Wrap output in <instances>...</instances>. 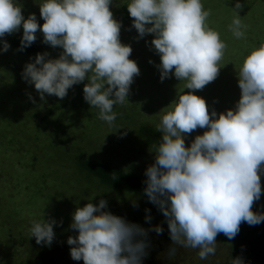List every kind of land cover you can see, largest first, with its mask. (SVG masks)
<instances>
[{"label":"clouds","instance_id":"1","mask_svg":"<svg viewBox=\"0 0 264 264\" xmlns=\"http://www.w3.org/2000/svg\"><path fill=\"white\" fill-rule=\"evenodd\" d=\"M111 2L42 0L44 23L39 25L34 13L25 19L15 0H0V38L22 25L19 51L35 42L38 29L43 43L63 49L56 59L48 58L47 52L37 53L25 64L22 79L34 85L42 101L45 94L64 99L70 88L87 79L84 100L110 127L117 118L114 106L129 102L130 85L140 74L137 63L129 59L132 48L120 41L122 25L113 18ZM127 7L138 38L154 34L151 45L161 58L157 65L161 81L174 74L187 81L184 88L201 90L217 78L227 45L208 26L211 13L201 0H130ZM243 7L237 0L229 26L237 39L245 35L238 15ZM0 44V52L9 50L6 40ZM238 76L241 97L234 110L218 116L214 109L210 115L206 101L193 92L178 96L173 110L156 126L162 140L154 150L155 162L145 171L144 192L166 218L172 244L198 249L201 260L216 254L219 233L232 240L242 222L250 226L264 222V212L252 210L261 196L259 173L264 164V44L245 58ZM197 128L208 130L186 147L183 134ZM106 208L107 201L101 199L73 213L70 228L78 236L67 239L73 246L71 258L84 264H142L148 247L142 238L148 230ZM56 224L52 218L34 221L31 237L38 245L50 246ZM152 230L163 232L159 225ZM175 253L172 247L169 258ZM231 264L244 261L236 257Z\"/></svg>","mask_w":264,"mask_h":264},{"label":"rangeland","instance_id":"2","mask_svg":"<svg viewBox=\"0 0 264 264\" xmlns=\"http://www.w3.org/2000/svg\"><path fill=\"white\" fill-rule=\"evenodd\" d=\"M41 2L15 0L22 6L25 19L34 13L39 25L44 23ZM125 2L130 0H112L109 9L113 18L121 22L120 41L132 48L129 59L137 63L140 74L130 85L129 102L114 106L117 118L111 127L99 119V110L84 100L87 79L70 88L64 99L45 94L43 101L34 85L22 79L25 64L34 61L37 54L18 50L22 25L19 31L0 38L10 44L7 52H0V264H47L49 257L65 264H84L82 259L71 258L73 246L67 244V239L78 236V231L72 230L70 224L77 208L89 202L97 205L101 199L107 201L104 210L148 230L142 238L148 243L142 264H231L236 257L242 258L244 264H258L236 242L217 237L216 254L206 260L199 258L198 249L174 246L166 218L146 194L100 182L83 168L82 161H107L145 182V171L155 162L154 150L162 133L158 142L145 143L140 132L143 124L156 128L162 116L173 110L178 96L189 92L206 101L210 115L213 109L217 116L234 110L241 97L240 68L251 51L264 44V0H239L244 7L238 15L245 26V35L240 39L229 30L237 0H201L211 13L208 26L227 45L217 78L201 90L184 88L187 81L178 80L174 74L160 80L157 65L161 58L151 45L154 34L138 38L133 19L119 12ZM36 36L43 47L39 53L47 52L48 58L56 59L63 52L59 46L43 43L39 29ZM207 130L197 128L183 134L185 146L189 147L197 135ZM259 174L261 196L255 202L264 207V164ZM146 216L151 219L146 220ZM49 218L57 221L53 226L54 240L50 246L38 245L31 237L32 224ZM157 225L163 228L161 234L152 230ZM172 247H176V253L169 258Z\"/></svg>","mask_w":264,"mask_h":264},{"label":"trees","instance_id":"3","mask_svg":"<svg viewBox=\"0 0 264 264\" xmlns=\"http://www.w3.org/2000/svg\"><path fill=\"white\" fill-rule=\"evenodd\" d=\"M127 2H125L119 9L123 17L134 19L128 12ZM17 42V47L20 48V41ZM42 46L38 39L35 40L31 46L25 48L23 51L27 54H36L42 50ZM140 132L145 138V143H156L161 138V133L153 126L143 124ZM83 168H85L90 175L96 177L100 182L119 188L134 191L139 194H145L144 189L146 184L137 175L124 171L123 169L112 165L110 162L97 160L92 158L83 159ZM253 212H264V207L258 202L252 205ZM222 241H234L241 248L243 253L254 258L258 264H264V222L250 226L246 222H242L240 230L234 239L229 240L223 233L217 235ZM47 264H65L55 257H49Z\"/></svg>","mask_w":264,"mask_h":264}]
</instances>
